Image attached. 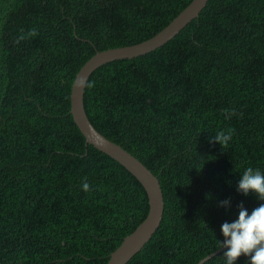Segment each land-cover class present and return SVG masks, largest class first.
I'll return each mask as SVG.
<instances>
[{
	"label": "trees",
	"instance_id": "trees-1",
	"mask_svg": "<svg viewBox=\"0 0 264 264\" xmlns=\"http://www.w3.org/2000/svg\"><path fill=\"white\" fill-rule=\"evenodd\" d=\"M191 1L0 0V264H106L144 220L143 186L74 123L71 85L97 51L151 38ZM83 102L162 190L161 222L126 264H225L221 224L264 203L236 190L264 171V0H207L160 47L95 69Z\"/></svg>",
	"mask_w": 264,
	"mask_h": 264
},
{
	"label": "water",
	"instance_id": "water-1",
	"mask_svg": "<svg viewBox=\"0 0 264 264\" xmlns=\"http://www.w3.org/2000/svg\"><path fill=\"white\" fill-rule=\"evenodd\" d=\"M207 0H192L171 22L151 38L130 46L97 51L78 70L70 92V114L86 143L105 152L120 162L143 186L148 199V213L144 220L128 235L119 246L110 253L106 264H126L153 236L157 230L164 211L163 194L157 177L133 154L125 150L92 125L83 102L86 82L91 73L105 63L133 58L149 53L173 38L186 24L195 19ZM224 250L219 249L217 252ZM213 254L208 255L197 264L203 263Z\"/></svg>",
	"mask_w": 264,
	"mask_h": 264
},
{
	"label": "clouds",
	"instance_id": "clouds-1",
	"mask_svg": "<svg viewBox=\"0 0 264 264\" xmlns=\"http://www.w3.org/2000/svg\"><path fill=\"white\" fill-rule=\"evenodd\" d=\"M231 135L230 131H221L211 140L223 146L231 140ZM82 189L89 190L86 181L82 182ZM236 190L244 196L251 193L258 201H264V171L246 168L236 184ZM230 203V199L225 198L218 202V206L228 207ZM238 208L236 218L231 222L225 221L220 226L223 239L219 242L220 249H224L225 264H236L241 255L248 257V264H264V203L251 211L243 203Z\"/></svg>",
	"mask_w": 264,
	"mask_h": 264
}]
</instances>
